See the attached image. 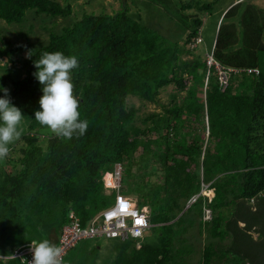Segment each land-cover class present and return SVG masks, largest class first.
Masks as SVG:
<instances>
[{
  "label": "trees",
  "instance_id": "16d2710c",
  "mask_svg": "<svg viewBox=\"0 0 264 264\" xmlns=\"http://www.w3.org/2000/svg\"><path fill=\"white\" fill-rule=\"evenodd\" d=\"M148 1L171 16L182 41L142 24L140 13L131 12L125 1L112 14H83L38 49L0 38V60L8 63L0 87L9 89L27 123L0 160V256L32 239L57 245L69 211L85 227L113 201L102 177L119 164L121 193L136 198L139 207L147 206L157 226L151 230L153 240H116L109 264H191L185 258L192 252L185 235L195 229L198 237L209 239L196 264H264V80L257 77L264 54V13L233 6L223 15L215 40L202 48L203 21L197 14L211 13L213 4ZM193 9L196 15L187 13ZM29 11L52 18L72 14L71 6L55 0H0V21L7 25L21 24ZM55 51L79 62L71 77L80 119L89 126L71 140L48 133L34 117L43 94L33 76L34 61ZM208 55L235 71L226 86L214 67L208 70ZM16 57L21 76L14 70ZM168 86L173 93L163 104L158 97ZM130 97L160 111L139 116L127 105ZM139 148L143 157L136 160ZM107 179L109 174L105 183ZM206 185L212 200L202 194ZM205 210L211 212L207 222ZM83 242L68 251L62 264L75 262L68 255Z\"/></svg>",
  "mask_w": 264,
  "mask_h": 264
},
{
  "label": "rangeland",
  "instance_id": "374dc122",
  "mask_svg": "<svg viewBox=\"0 0 264 264\" xmlns=\"http://www.w3.org/2000/svg\"><path fill=\"white\" fill-rule=\"evenodd\" d=\"M55 1L63 6H68V5L71 6L72 14L65 18H60V17L52 18L45 15H36L33 11H29L26 14L21 24L7 25L3 21H0V38L3 39L2 41H9L16 47L29 44L32 45L34 48L38 49L47 45L50 35L61 34L63 28L72 25L74 20L76 18L77 19L80 18L83 14H90V13H94L95 15L102 13L112 14L121 9L122 2L124 1L127 5V8L131 12L140 13V20L142 24L164 35L166 38L172 41H182L181 38L182 31L179 29L176 22L171 19V16H169L161 6H159L156 3H151L148 0H55ZM193 3L195 7L197 5L213 4L211 13L199 12L197 14L195 9H193L191 12H187L188 14H192V15L197 14L198 17L203 21L200 30L201 38L204 41V43L200 45L202 48L204 44L207 47H209L211 41L215 40L217 29L221 19L223 18V15L227 10H229L233 6L240 4L239 6L240 12H242L247 6H252L264 13V0H194ZM176 7L178 8L177 4ZM216 25L217 27H215ZM2 41H0L1 47H2L1 45ZM240 42H241V38L239 33L238 34L239 45ZM7 64L8 63L5 58L0 60V77L6 75V72L8 70V68L6 67ZM15 67H16L14 69L15 72L17 71L18 73L17 75L21 76L22 64H21V60L17 57H16ZM257 77H259V79L264 80V54L260 55V67L257 72ZM171 93H173L172 86L166 87L160 92V95L158 97L159 101L163 104L168 102ZM183 95H184L183 93L179 94L180 97H182ZM127 105L133 106L137 110L139 116H144L146 114H149L150 112L160 111V108L157 105L147 103L133 97L127 99ZM26 129H27V123L24 120H22L21 124L18 126V130L21 132V135L26 131ZM48 133L51 134L52 132L48 130ZM15 156L16 154H13V157ZM142 157H143V152L142 149L139 148L138 151L135 153V159L138 160L141 159ZM106 181H107L106 185L111 187L112 180L110 175H109V179H107ZM106 193H109V191L107 190ZM114 194L115 191H111V196H114ZM202 194L208 196L209 200L213 199V194L211 191L207 190V185L203 187ZM131 199L137 205V199L132 197ZM190 204L191 201L186 205V208L189 207ZM143 209H147L149 213V208L147 206L143 207ZM100 212L101 211L94 213L95 214L94 217L98 215ZM240 226L243 225L240 224ZM151 230L144 235V238L146 237L150 240H153L154 237ZM255 237L256 236H254V238ZM185 238H186V244L189 245L192 249V252L185 257L186 261L191 264H196L201 257L203 246L208 242L209 239H207L205 235H203L202 237H198L196 229L189 231L188 234L185 235ZM116 242H117L116 240H105V239L85 240V242L81 243L76 250H72L68 256L75 257V259H73L75 260L73 264H79L80 262H84V263L87 262L89 264L93 262H95V264H109L116 255V249H115ZM96 246H98L97 253L89 255L90 249Z\"/></svg>",
  "mask_w": 264,
  "mask_h": 264
},
{
  "label": "clouds",
  "instance_id": "9594fccd",
  "mask_svg": "<svg viewBox=\"0 0 264 264\" xmlns=\"http://www.w3.org/2000/svg\"><path fill=\"white\" fill-rule=\"evenodd\" d=\"M31 56L32 52L26 53V58L31 59ZM78 66L76 56L65 55L60 51L44 52L34 61L37 71L33 76L42 85L43 93L38 102L39 110L34 113L35 120L57 137L68 140L74 136L82 137L89 126L87 119H80L79 101L74 95L71 73ZM0 90L4 92L0 97V160H3L10 152L9 145L21 137L18 126L24 116L21 110L12 104L9 89L0 87ZM111 173L112 171L105 172L102 177L104 189L109 191V195L115 190L105 186L104 176ZM29 250L32 259L26 260V264H62L61 248L48 239L30 240Z\"/></svg>",
  "mask_w": 264,
  "mask_h": 264
},
{
  "label": "built area",
  "instance_id": "2783aa9c",
  "mask_svg": "<svg viewBox=\"0 0 264 264\" xmlns=\"http://www.w3.org/2000/svg\"><path fill=\"white\" fill-rule=\"evenodd\" d=\"M208 70L214 67L219 77L221 85L226 86L232 69H224L214 61L211 55L206 58ZM109 174L112 180V186H105L110 190H115L107 207H105L98 215L92 217L85 227L81 226L79 217L69 211L67 215L68 224L62 228L61 236L57 242V246L61 248V261L69 250L74 248L79 242L85 240H132L139 241L144 235L156 225L152 224L149 219L148 211L144 212L143 207H138L136 203L121 193L120 182L122 177V168L116 164ZM194 197L191 204L196 200ZM211 219L210 210H205L203 221L207 222ZM17 259L21 264H26V260L32 259L29 250V243L15 249L9 256H0V260Z\"/></svg>",
  "mask_w": 264,
  "mask_h": 264
},
{
  "label": "bare ground",
  "instance_id": "6f19581e",
  "mask_svg": "<svg viewBox=\"0 0 264 264\" xmlns=\"http://www.w3.org/2000/svg\"><path fill=\"white\" fill-rule=\"evenodd\" d=\"M204 214V213H203ZM203 216V215H202Z\"/></svg>",
  "mask_w": 264,
  "mask_h": 264
}]
</instances>
